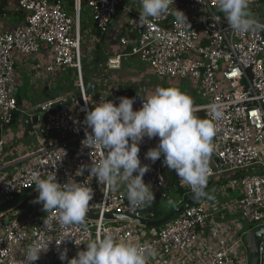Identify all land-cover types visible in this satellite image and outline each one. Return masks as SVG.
<instances>
[{
  "label": "built area",
  "instance_id": "2783aa9c",
  "mask_svg": "<svg viewBox=\"0 0 264 264\" xmlns=\"http://www.w3.org/2000/svg\"><path fill=\"white\" fill-rule=\"evenodd\" d=\"M259 1L252 0L251 5ZM122 3L123 0H74L73 11L70 12L65 0H17L16 5L26 14L25 20L11 29H0V121L10 123L14 113L30 114L20 107L15 93L18 77L15 51L32 54L46 44L53 51L47 69L76 68L80 81L79 93L61 95L58 98L60 105L53 113L50 107L53 101L40 106L46 127L59 137L40 139L37 149L29 157L32 165L12 178L0 180L1 202L26 189L34 190L35 185L29 186V183L31 173L37 170L42 176L54 171L61 183L71 178L83 182L88 176L87 169L83 176H75L76 170L82 164H91V158H99L100 153L96 149L90 153V149L82 144L87 128L85 115L91 108L92 99L83 78L80 18L83 7L87 6L97 29L108 37ZM170 7L182 10L190 26L177 24L171 12L141 25L137 23L139 12L129 10L127 35H114L128 47V51L110 58V68L119 67L122 56H137L161 76L199 84L200 95L205 102L194 104L196 112L203 111L211 119V106H220L222 118L214 121L216 158L210 162L208 179L225 172L236 174L261 168L264 171V31L233 32L219 11L217 0H175V5ZM104 96L117 103L120 97H135L134 109H139L143 101L139 94L121 91L118 87L99 97L98 102ZM84 99L89 100L85 102ZM5 143L0 139V157ZM157 143L158 138L145 137L139 156L142 164L149 165L145 175L155 196H166L167 167L163 164V156L154 163L145 159V153ZM90 183L94 197L90 201L89 212L98 214L99 219H86V231L82 226L62 227L57 210L45 212L43 204L34 200L29 208L3 213L0 216V264H23L27 247L41 236L53 241L48 251L41 253L40 259L32 264H67V260H60V251L66 248L70 259L86 247L83 243L77 246L74 239L86 243L97 234L103 236L108 232L116 240L150 246L155 255L149 259V264H166L177 254H190L200 244L202 247V241L201 256L209 255L203 264H249L243 237H239L237 231L226 236L224 226L214 217L217 211L210 205L200 201L194 203L175 219L148 232L133 221L116 222L104 216L117 213L149 219L154 215L150 209L153 201L134 210L129 206L125 192L108 190L95 177ZM178 183L182 189L192 193L180 178ZM232 185L242 190V196L234 207L239 209L244 222L251 229L264 226V172L235 177ZM209 222V239H202L200 229ZM65 231L71 232L74 238L57 246L56 242L63 239ZM258 246L260 264H264V239L258 242Z\"/></svg>",
  "mask_w": 264,
  "mask_h": 264
},
{
  "label": "clouds",
  "instance_id": "9594fccd",
  "mask_svg": "<svg viewBox=\"0 0 264 264\" xmlns=\"http://www.w3.org/2000/svg\"><path fill=\"white\" fill-rule=\"evenodd\" d=\"M251 2L217 0L219 11L233 32L264 31V23L251 11ZM173 4L175 0H140L137 23L146 25L149 19L155 20L171 12L177 24L190 26L182 10L171 9ZM141 97L143 101L139 109L133 108L135 97L123 96L117 103L104 96L86 111L84 123L87 128L82 144L90 149V153L96 149L100 155L98 159L91 158V164H82L76 170L75 176H83L87 169L88 176L83 182L71 178L61 183L54 171L46 176H42L39 170L31 173L29 186L34 184L39 193L33 202L42 203L45 212L57 210L62 227L82 226L86 231V214L94 197L90 183L93 177L108 190L119 191L123 187L129 206L134 210L154 201L152 185L143 179L149 165L142 164L139 156L145 137L158 138L156 146L145 153V159L154 163L163 156V164L190 188L194 199H213L206 186L215 150L214 121L222 118L220 106H211L209 119L195 115L197 110L192 97L178 88L157 87L151 95ZM44 224L47 225V221ZM73 238L71 232L65 231L63 239L55 242L59 246ZM52 241L42 236L33 240L26 249L23 264L39 260ZM74 243L77 246L83 243L86 247L70 259L65 248L59 253L61 261L67 260V264H149V259L155 255L150 246L116 240L110 232L103 236L97 234L86 243L74 239Z\"/></svg>",
  "mask_w": 264,
  "mask_h": 264
},
{
  "label": "crops",
  "instance_id": "0c3cea01",
  "mask_svg": "<svg viewBox=\"0 0 264 264\" xmlns=\"http://www.w3.org/2000/svg\"><path fill=\"white\" fill-rule=\"evenodd\" d=\"M4 1H2L3 4L5 3ZM7 1L10 2V0ZM2 2L0 3L1 7L3 5ZM253 6L250 7L252 13L257 19L264 22V0H260L258 4ZM66 7L70 12H72L71 10H73V8H69L68 6ZM139 8L140 0H123L122 5L118 9L116 19L112 25L111 34L106 37L97 29L91 11L87 8V6L83 7L80 18V29L83 43L82 55H85L83 70L86 72L87 66L90 68L89 73L86 74V79L89 83L98 85V92L100 94L97 100L94 99L91 93L89 94L92 99L91 105L98 102L99 97L108 94V92L114 87H118L121 91L129 90L131 93L139 94L143 97L151 95L157 87H173L189 94L195 105L203 104L205 100L200 95L199 84L180 78L161 76L157 74L152 67H148L147 64L137 56H122L120 66L117 68H110L108 62L110 58L116 56L117 54H124L128 51V47L122 45L118 39H115L114 35H127L125 30L127 28L129 10L138 12ZM10 9L11 8L5 6L4 12H0V29H11L15 25L23 22L22 16L17 15L18 17L16 18L18 20L15 25H12L13 18L10 14H13V12H11ZM52 55V48L46 44H43L39 51L32 54H23L19 51L14 52L16 72L18 76L15 93L20 107L30 110V115L36 113L37 108L42 104L57 100L61 95H63L61 94L62 89L70 88L68 92L79 93L78 88L75 87V79L78 77L76 68L71 67L66 69H55L54 71H49L47 69ZM142 65L146 66L147 71L142 68ZM149 71H152L155 75L159 76V82L153 84L149 81L148 77L144 75V73L146 74V72L148 73ZM135 75L140 77L141 80L134 78ZM131 78H133V81L130 80ZM53 85L58 86L56 94H53ZM195 115L201 118H207L203 111H198ZM0 128L2 129V132H0V139H4L6 142L3 154L0 157V180L3 178H12L22 169L32 165V160L29 157H31L32 152L37 149L40 139H57L59 137L46 127L45 121H38L36 124H32L31 126H27L22 123L5 124L0 121ZM215 154L216 150H214L211 156V161L215 160ZM257 171L258 173L264 172L263 170ZM249 173H252V171H238L236 174L225 172L217 178H212L207 183L206 188L208 186L209 187L206 191L208 192L212 188L214 189L213 199L209 200L201 198L195 202H204L217 211L214 217L222 226H224L223 231L228 237L237 231L239 237L242 238L244 234L251 229V227L244 222L239 209L234 207L235 202L242 196V190L240 187L232 185L233 178ZM143 179L146 183H148L146 175ZM214 184H218L219 187L214 186ZM176 187L181 188L179 183ZM119 191L125 192L123 187ZM171 191L178 192V190L174 188L169 190L166 189V196L157 194L150 209H152L153 204L159 195H161V201L164 205V199L169 198V193ZM22 192L17 193L4 202L0 201V206L13 200L15 197L20 196ZM37 192L38 191L35 186V189L29 191L22 198L20 203L11 210L16 211L21 207H31L32 201L35 200L39 194ZM183 200L184 197L181 194V198L175 208L183 206L187 202H184ZM179 214L175 215L169 221L175 219ZM221 214L224 215L223 218L221 217ZM114 221L126 222L130 220ZM209 223L202 226L200 229L202 239H209L211 222ZM151 228L153 227L141 226V229H144L145 231H150ZM245 246L247 247V255L249 257L248 262L250 264V256L248 252L249 247L246 244ZM202 247H204L203 241ZM202 247L200 244L194 249V252L187 255L177 254L173 260L166 264H203L208 260L209 255L201 256L203 252V249H201ZM241 249L243 250L244 247L241 246ZM68 256H70V254L67 252V257Z\"/></svg>",
  "mask_w": 264,
  "mask_h": 264
},
{
  "label": "water",
  "instance_id": "95a60500",
  "mask_svg": "<svg viewBox=\"0 0 264 264\" xmlns=\"http://www.w3.org/2000/svg\"><path fill=\"white\" fill-rule=\"evenodd\" d=\"M60 102L61 100H58V99L52 102L50 106L52 113L60 105ZM26 111H30V110H26ZM38 121H44V113H43L42 107H38L36 113L31 114V115L28 113L26 115H22L20 113H14L12 121L10 123H14V124L22 123L24 125L31 126L32 124H36ZM0 132H2L1 128H0ZM260 170H262V168ZM31 190L32 189H27L24 192H22L19 197L14 198L13 200L1 205L0 206V216L3 213L13 209L16 205H18L20 201L22 200V198ZM196 201L197 200L193 198V194H192L191 197L187 200V202L183 206H179L175 208L169 214H167L166 216L158 220H146V219H141V218H137L134 216L117 214V213L106 214L104 218L108 220H130L141 226L159 227L165 224L170 219H172L175 215L181 213L186 208L194 204ZM86 215H87L86 219H92V220L99 219L98 214H93V213L88 212ZM262 239H264V226H258V227L252 228L243 236L244 243L249 245L248 252L250 256V264H260V252H259L258 242Z\"/></svg>",
  "mask_w": 264,
  "mask_h": 264
},
{
  "label": "rangeland",
  "instance_id": "374dc122",
  "mask_svg": "<svg viewBox=\"0 0 264 264\" xmlns=\"http://www.w3.org/2000/svg\"><path fill=\"white\" fill-rule=\"evenodd\" d=\"M2 1H4V0H0V3H1ZM4 2H5V3H4L5 5H4L3 2H2V4H3L2 7H3V6H4V7L6 6V7H8V8H11V9H10L11 12L14 10V11H17V12L19 13V14H14V13H13V14H10L11 17L13 18V24H12V25H15L16 21L18 20V19L16 18V17H18L17 15H21V16H22V20H23V21L25 20V16H26V14H25V12H24L22 9H20V8L18 7V5H16L17 0H10V2H8L7 0H5ZM251 6H253V5H250V7H251ZM253 7H254V6H253ZM71 11H73V10H71ZM19 18H20V17H19ZM82 45H83V43H82ZM84 58H85V55H84V56L82 55V62H83V64H84ZM138 63H139V62H138ZM147 66L150 67L148 64H147ZM142 68H144V70L147 71L146 66H143V65H142ZM89 71H90V68L87 66V68H86V72L83 71V78L86 77V74L89 73ZM144 75H146V76L148 77L149 81H150L151 83H153V84H156V83L159 82V80H160L159 76L155 75L152 71H149L148 73L146 72V74L144 73ZM103 76H104V75H103ZM102 78H103V77H102ZM102 78H101V79H102ZM134 78H137V80H141V78L138 77L137 75H135ZM130 80L133 81V78H131ZM75 81H76L75 87L78 88V83H79V81H80L79 76L77 77V79H75ZM168 81H170V80H168ZM57 89H58V86H57V85H53V88H52L53 94H56V93H57V91H56ZM69 89H70V88L62 89V90H61V94H64V93L68 92ZM252 173H258V171H252ZM211 179H212V178L208 179V181L211 180ZM214 186L219 187L218 184H214ZM37 193H38V192H37ZM208 193L213 197L214 189L212 188L211 190L208 191ZM17 197H19V196H17ZM17 197H15V198H17ZM180 198H181V194H180L179 192H177V191H171V192L169 193V198L164 199V205H165L164 208H166V209H170L171 207H176V205L178 204Z\"/></svg>",
  "mask_w": 264,
  "mask_h": 264
},
{
  "label": "trees",
  "instance_id": "16d2710c",
  "mask_svg": "<svg viewBox=\"0 0 264 264\" xmlns=\"http://www.w3.org/2000/svg\"><path fill=\"white\" fill-rule=\"evenodd\" d=\"M66 4L69 8H73L74 6V0H66ZM0 12H4V7L0 6ZM14 14H19L17 11H12ZM84 83L86 86V91L88 94H92L94 99L97 100L98 96L100 95L98 92V85L97 84H92L89 83L88 80L86 79V77L84 78ZM93 105H91L92 107ZM166 174V179H167V186L166 189H174L176 188L178 190V192L180 194H182V196L184 197V202H186L189 197L192 195V193L187 192L186 190H183L181 188H177L176 186H178V176L176 175V173L172 170H169L166 168L165 171ZM165 205L162 204L161 201V195H159L152 207V211L154 212V215L152 217H150V220H158L163 218L164 216H166L168 213H170L175 207H171L170 209H166L164 208Z\"/></svg>",
  "mask_w": 264,
  "mask_h": 264
}]
</instances>
